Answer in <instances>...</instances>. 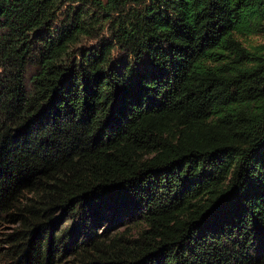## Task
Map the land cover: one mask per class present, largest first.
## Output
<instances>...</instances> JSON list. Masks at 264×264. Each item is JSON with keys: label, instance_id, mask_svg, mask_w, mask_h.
<instances>
[{"label": "trees", "instance_id": "obj_1", "mask_svg": "<svg viewBox=\"0 0 264 264\" xmlns=\"http://www.w3.org/2000/svg\"><path fill=\"white\" fill-rule=\"evenodd\" d=\"M0 264H264V0H0Z\"/></svg>", "mask_w": 264, "mask_h": 264}]
</instances>
